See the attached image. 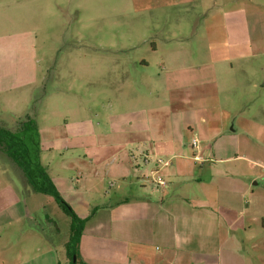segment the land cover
<instances>
[{
	"label": "rangeland",
	"instance_id": "obj_1",
	"mask_svg": "<svg viewBox=\"0 0 264 264\" xmlns=\"http://www.w3.org/2000/svg\"><path fill=\"white\" fill-rule=\"evenodd\" d=\"M180 1L0 0V126L14 132L28 118L35 120L41 165L61 199L86 220V236H95L99 228L102 236L111 231L129 239V211L139 210L144 198L158 196V178L168 185L163 175L168 168L152 177L141 154L160 151L150 165L174 166L151 134L152 107L167 104L168 88H183L168 75L163 56L188 53L183 55L191 57L195 67L190 83L201 89L204 61L210 52L221 54L225 39L221 7L214 10L219 25L205 26L206 3ZM258 96L257 90L245 96V104L247 99L253 104ZM132 106L144 111L146 125L142 120L136 128L129 125ZM169 122L166 136L173 137ZM184 133L190 153L188 144L198 134ZM130 168L137 172L129 174ZM139 177L149 181L138 182ZM163 186L168 190L169 185ZM4 187L10 189L5 196ZM0 194L19 200L24 210L36 209L35 225L53 241L61 263L67 264L61 243L67 239L69 218L53 197L34 192L2 152ZM120 212H127L125 222H118ZM109 218L117 221L106 223ZM149 227L154 230L152 224ZM148 250L160 255L164 245L152 238Z\"/></svg>",
	"mask_w": 264,
	"mask_h": 264
},
{
	"label": "crops",
	"instance_id": "obj_2",
	"mask_svg": "<svg viewBox=\"0 0 264 264\" xmlns=\"http://www.w3.org/2000/svg\"><path fill=\"white\" fill-rule=\"evenodd\" d=\"M194 2L206 3L205 26L219 25L214 10L221 7L225 39L221 54L210 52L204 61L201 89L190 83L195 67L193 59L185 56L188 53L163 56L168 75L183 88H168V105L162 101L163 105L152 107L151 134L174 166L150 165L160 151L141 154L152 177L168 168L163 175L169 188L157 184V197L144 198L140 212L129 211V239L111 231L102 236L99 228L93 237L83 232L79 254L85 264H264V0H181L179 4ZM256 90V101L247 99L245 104V96ZM129 112L130 126H140L138 120L144 123V111L132 106ZM167 119L173 137L166 136ZM185 131L198 134L197 148L188 144L190 153ZM133 170L129 174L137 172ZM8 190L1 189L3 196ZM35 212L24 210L19 200L0 197V264H62L53 241L35 225ZM126 213L120 212L119 223L125 222ZM116 221L109 218L106 223ZM152 238L163 243L162 254H148ZM67 240L68 235L61 243L65 255Z\"/></svg>",
	"mask_w": 264,
	"mask_h": 264
},
{
	"label": "trees",
	"instance_id": "obj_3",
	"mask_svg": "<svg viewBox=\"0 0 264 264\" xmlns=\"http://www.w3.org/2000/svg\"><path fill=\"white\" fill-rule=\"evenodd\" d=\"M0 152L5 154L21 170L34 192L54 198L70 220L68 240L65 244L67 264H85L79 254V243L86 220L79 218L61 199L42 167L40 134L35 120L28 118L22 123V127L14 132L0 126ZM73 257H75V261H73Z\"/></svg>",
	"mask_w": 264,
	"mask_h": 264
},
{
	"label": "built area",
	"instance_id": "obj_4",
	"mask_svg": "<svg viewBox=\"0 0 264 264\" xmlns=\"http://www.w3.org/2000/svg\"><path fill=\"white\" fill-rule=\"evenodd\" d=\"M197 145H198V141H197L196 139H192V141H191V146H192L193 148H197ZM157 182H158V184H160V185L164 184L163 181H161L159 178L157 179Z\"/></svg>",
	"mask_w": 264,
	"mask_h": 264
},
{
	"label": "water",
	"instance_id": "obj_5",
	"mask_svg": "<svg viewBox=\"0 0 264 264\" xmlns=\"http://www.w3.org/2000/svg\"><path fill=\"white\" fill-rule=\"evenodd\" d=\"M73 261H75V257H73Z\"/></svg>",
	"mask_w": 264,
	"mask_h": 264
}]
</instances>
